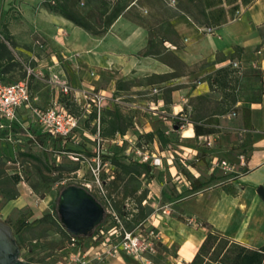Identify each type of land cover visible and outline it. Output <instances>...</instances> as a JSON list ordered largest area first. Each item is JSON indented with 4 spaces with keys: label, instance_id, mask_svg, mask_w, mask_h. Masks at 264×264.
I'll return each mask as SVG.
<instances>
[{
    "label": "crops",
    "instance_id": "crops-1",
    "mask_svg": "<svg viewBox=\"0 0 264 264\" xmlns=\"http://www.w3.org/2000/svg\"><path fill=\"white\" fill-rule=\"evenodd\" d=\"M181 1L161 20L165 24L160 28L165 41L159 44L160 53L141 55L148 48L150 29L154 32L148 8L137 5L134 10L146 17L150 28L121 15L106 33L94 35L49 11L43 0H0V82L26 81L37 106L46 108L58 103L69 108L64 102L69 97L49 78L58 75L68 80L79 95L77 102L69 99L74 104L71 110L80 120L85 117L91 126H84V136L95 141L100 131L108 154L111 153L107 152V145L122 146L129 141L127 155L136 142L148 143L155 154L162 156L161 166L146 162L152 170L149 176L140 175L146 178L144 182L140 177L147 189V202L143 205L156 207L149 200L159 197L166 175L179 193L190 190L195 195L171 201L183 200L188 215L179 212L152 220L161 244L167 248L163 255L150 256L154 264H160L158 260L162 264H189L206 239L208 226L244 245L264 244V232H260L264 228V197L258 192L264 188V0H236L238 9L234 13L229 12L231 5L225 3L226 19L219 25L201 24V15L193 3ZM183 2L192 4L194 9ZM163 5L166 7L164 2ZM152 37L158 39L159 35ZM174 57L184 65L176 66ZM203 63L208 64L205 71L197 69ZM220 69L225 71L217 74ZM176 70L177 74L172 75ZM153 74L167 77L149 83ZM137 78H147L148 82L145 86L137 85ZM148 87L146 99H126L136 98L141 88ZM92 89L107 96L102 108L106 112L105 122L100 117L99 121L91 118L93 110L88 109L83 92ZM246 90L260 92L259 99L247 100ZM155 94L157 97H149ZM232 96L238 98L235 103ZM150 105H158L160 121L149 110ZM117 108L131 118V126L124 134L118 130L102 134L112 118L107 111ZM180 112L187 115L184 124L176 116ZM195 125L212 128L213 132L197 135ZM14 126L31 127L38 135L36 139L32 134L33 139H39L40 145L52 143L57 149L66 144L91 149L90 143L81 144L78 130L69 138L43 135L31 111L24 106L17 110ZM148 133H154L153 138H148ZM207 136L214 140L211 145L201 143L200 138ZM119 137L122 142H115ZM173 154L175 162L167 160ZM241 155L245 156L243 166L239 164ZM215 158L231 162L235 171L225 174L221 168H214ZM178 175L184 179L178 180ZM192 178L206 185L194 190ZM226 186H234L238 193H228ZM112 193L122 204L127 198L120 192ZM140 193L139 188L135 194ZM191 217L194 223L189 222ZM252 240L259 243L248 242ZM97 264L144 263L121 254Z\"/></svg>",
    "mask_w": 264,
    "mask_h": 264
},
{
    "label": "rangeland",
    "instance_id": "rangeland-1",
    "mask_svg": "<svg viewBox=\"0 0 264 264\" xmlns=\"http://www.w3.org/2000/svg\"><path fill=\"white\" fill-rule=\"evenodd\" d=\"M107 1L109 3L108 6L111 8L116 0ZM152 1L155 4L143 5L142 8H148L151 11L153 18L150 20L154 29L153 34L159 35L161 34L160 28L165 26L161 21L164 15L168 16L172 13L174 7L178 6L179 3L178 0H164L165 7L163 4L157 3L156 0ZM185 4L187 7L194 9L192 4ZM92 6H89V8ZM207 66L208 64L203 63L197 69L205 71L204 69ZM134 82L137 85L145 86L148 80L147 78H137ZM140 90L136 98L126 99L135 101L146 99L148 97L146 91L149 90V87L147 89L141 88ZM259 94L260 92L246 90L248 98H257ZM149 97L157 96L155 94L154 96L149 95ZM161 115L155 116V119L160 121L159 117ZM85 120V117H81L80 127L77 130L81 144L83 141L90 143L91 149H86L84 152L85 154H89L96 147V141H92L83 135L84 126H90ZM32 134L37 139L38 135H36L31 127L14 126L9 134L10 137L6 138L0 130V218L12 227L20 246V257L23 260L47 264L61 258V255L57 251L67 244L68 237L50 224L51 218H47L49 221L46 220L40 223L37 220L47 214H55L54 210L58 206L60 192L65 186H81L83 179L77 178V173L75 174L77 170H81L80 172L82 173L84 172L87 180H90L91 176L86 171V167L82 169L80 161L75 160L70 155V152L79 151V147H72L71 145H67L66 147L65 144L64 147L61 146L56 149V145L52 143L40 145L41 141L39 142L38 139L36 142L32 138ZM92 143L93 146H91ZM129 144V141H124L122 146L112 145V147H108L107 145L109 149L107 152L111 153V156H115L120 168L118 179L114 186H111V190L120 192L123 195H133L139 188L142 192L147 191L144 183L146 182L145 177L137 175L136 172H126L122 167V164L138 162L133 159V151L128 155L126 154ZM84 145L87 146L85 143ZM131 166L133 167L134 165L132 164ZM134 167L137 168V166ZM140 169L142 168L140 167ZM16 174L20 176L18 182H15L13 179ZM140 177L144 182H142ZM90 193L95 196L94 193ZM190 195H193L190 193V190L179 193L176 186L171 183L169 177L166 175V182H162L159 197L153 198L149 202H154L153 204L158 207L175 201L179 196ZM95 197L97 198V196ZM147 206L151 210L154 209L150 205ZM173 207L177 211L173 212L174 215H178L179 212L186 215L189 214L183 204V200L176 201ZM260 232H264V228ZM261 241L264 243V239ZM244 242L246 243V239ZM248 242H252L251 244L259 243L255 240ZM85 243V247L87 248L91 241L88 240Z\"/></svg>",
    "mask_w": 264,
    "mask_h": 264
},
{
    "label": "built area",
    "instance_id": "built-area-1",
    "mask_svg": "<svg viewBox=\"0 0 264 264\" xmlns=\"http://www.w3.org/2000/svg\"><path fill=\"white\" fill-rule=\"evenodd\" d=\"M43 76V73H39ZM49 81L57 85L60 91L69 97L73 102H77L78 91L58 75H52ZM87 100L88 109L97 112L99 121L100 113L105 105L107 96L95 89L83 92ZM26 107L38 124L42 132L54 136L68 137L80 126V116L65 106L53 103L52 106L42 108L34 104V98L30 87L26 81L2 83L0 82V130L8 129L10 132L17 120V110L20 107ZM149 110L158 115V105H150ZM178 121L182 124L188 121L187 115L183 112L178 113ZM32 136V135H31ZM10 137V135H9ZM33 138V136H32ZM11 139V138H10ZM119 137L115 142H122ZM202 144L211 145L214 140L211 136L201 137ZM96 147L92 154H85L86 148L80 147L83 151L70 152L72 158L80 161L82 169L90 173V180L85 178V173L77 170V178L83 179L81 186L97 196V200L102 204L105 210V218L99 224L94 232L87 236L90 245L86 248L85 241L81 244L78 236L72 235L67 245L60 249V259L47 264H97L108 259L115 258L125 254L134 260L144 264H154L150 256L158 254V243L161 242V236L158 229L153 225L152 220L161 219L163 216L171 215L174 211L175 202L155 207L147 220L138 223L133 228H129L126 222L131 221L139 211V205L135 197H127L123 202L122 211L116 207V195L111 193L107 187L109 180L115 177V166L105 158L104 138L100 131L95 136ZM170 150L173 151L172 147ZM130 151L134 152V157L140 162H151L153 166L162 165V156L155 154L148 143L133 144ZM176 156L167 157V160L175 162ZM181 162L186 165L185 158ZM239 164L245 165V156H240ZM214 168H221L225 174H231L235 171V165L224 159L215 158L212 161ZM177 179H184L183 175H178ZM189 184V182H187ZM147 201H143L145 204ZM190 223H194L193 217L189 218ZM65 252V254H63ZM63 254V255H62Z\"/></svg>",
    "mask_w": 264,
    "mask_h": 264
},
{
    "label": "trees",
    "instance_id": "trees-1",
    "mask_svg": "<svg viewBox=\"0 0 264 264\" xmlns=\"http://www.w3.org/2000/svg\"><path fill=\"white\" fill-rule=\"evenodd\" d=\"M182 2L181 0H179ZM193 3L194 8L201 15V24L207 25H219L226 19V8L225 3L231 5L229 8L230 13H234L236 9H238L237 4H235L236 0H189ZM254 0H243L244 3H252ZM157 3L163 4L164 0H156ZM96 3V4H93ZM93 4V6H92ZM107 0H43V5L51 12L60 14L65 18L71 20L76 25L84 28L88 32L94 35H103L106 33L113 22L121 15H126L129 18L135 20L138 23L146 24L149 28V22L146 17L137 13L134 9L136 6L142 7L147 4H155L152 0H116L114 5L110 8L108 6ZM233 4V5H232ZM181 5V4H180ZM89 6H92L89 8ZM188 12H190L189 8H185ZM197 21V20H196ZM159 31V30H158ZM150 34L153 36V32L150 29ZM150 36L148 48L145 51L140 52L141 55H150V54H159V44L164 43L165 36L159 34V38H153ZM178 66L179 64L184 65L177 57H174ZM224 69H220L217 74L221 73ZM228 70V69H227ZM225 71V70H224ZM177 70L172 73V75H176ZM225 76V75H223ZM167 75L163 74H153L149 77V83H155L162 81ZM224 80V79H223ZM247 100H258L259 98H248ZM166 102H169V98L165 97ZM232 102H236L238 98L236 96H232ZM65 104L70 108H74V104L69 101L68 98L64 100ZM72 106V107H71ZM72 111V110H71ZM100 113L101 122H105L106 118L104 114L106 112ZM108 114H112V118L107 121L108 126L106 130L103 131L102 134H112L116 130L121 133H125L129 126H131V118L123 114L118 108L114 111H107ZM97 118V112L95 110L91 113V118ZM195 131L197 135L200 134H208L213 132L212 128H203L199 125H195ZM6 138L9 137L10 131L8 129L2 131ZM43 135H47L50 137H63V136H54L48 133H44ZM148 138H153L154 133L146 134ZM158 135L163 138L162 132H159ZM63 137V138H69ZM163 143L166 144L167 140L163 138ZM43 145V144H42ZM79 151H83L79 148ZM86 150H84L85 152ZM89 153V152H88ZM89 154H92L89 153ZM29 155V154H27ZM105 158L109 159L113 165L115 166V177L108 181L107 187L111 191V186H114L118 179L119 173V163L115 156H111V154H105ZM137 166L132 167L131 165ZM122 167L126 172H136L137 175H141L144 173L146 176H149L151 172V167L146 162H130L129 164H122ZM142 168L139 170V168ZM190 176V175H189ZM191 178V176H190ZM14 181L18 182L20 180V176L16 174L14 176ZM192 188L194 190H198L206 185V182H202L200 179L192 178ZM225 190L232 194L236 195L238 193L237 188L234 186H226ZM135 197L138 202L139 211L135 215V217L126 222L129 228H133L140 222H143L148 218V216L152 213L153 210L148 208L147 205H143L144 199L147 197V191H143L140 195H124ZM116 207L122 211L123 204L116 200ZM55 214H47L39 218L37 221L45 222L49 221L50 224L56 227V230L61 231L68 237V241L71 238V234L66 230L64 225L61 223L60 217L58 215L57 208L54 210ZM209 232L207 234L206 239L200 246L198 252L195 257L189 264H264V244L259 247H251L248 245H244L242 243L236 242L229 237L223 235L222 233L213 230L212 226H208ZM94 232V231H93ZM92 232V233H93ZM80 243L82 244L87 236L78 237ZM67 241V242H68ZM67 245V244H66ZM65 245V246H66ZM63 246L61 249H63ZM163 250L167 251L166 247H163L161 242L158 243V254L163 255ZM65 254V252H63ZM62 254V255H63ZM157 254V255H158ZM51 255V254H50ZM49 255V256H50ZM48 261V260H47ZM158 263L162 264L159 260Z\"/></svg>",
    "mask_w": 264,
    "mask_h": 264
},
{
    "label": "water",
    "instance_id": "water-1",
    "mask_svg": "<svg viewBox=\"0 0 264 264\" xmlns=\"http://www.w3.org/2000/svg\"><path fill=\"white\" fill-rule=\"evenodd\" d=\"M264 197V188H259ZM58 215L66 230L75 236H89L105 218V210L85 187L69 185L59 195ZM12 227L0 218V264H41L23 260Z\"/></svg>",
    "mask_w": 264,
    "mask_h": 264
},
{
    "label": "flooded vegetation",
    "instance_id": "flooded-vegetation-1",
    "mask_svg": "<svg viewBox=\"0 0 264 264\" xmlns=\"http://www.w3.org/2000/svg\"><path fill=\"white\" fill-rule=\"evenodd\" d=\"M68 186H69V185H68ZM65 187H67V186H65ZM65 187H64V188H65ZM64 188H63V189H64ZM95 229H96V228H95Z\"/></svg>",
    "mask_w": 264,
    "mask_h": 264
}]
</instances>
